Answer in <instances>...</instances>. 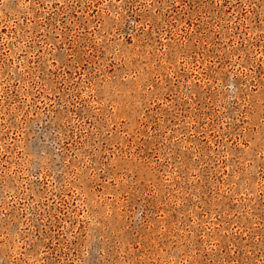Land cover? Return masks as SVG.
<instances>
[{
	"label": "rangeland",
	"instance_id": "rangeland-1",
	"mask_svg": "<svg viewBox=\"0 0 264 264\" xmlns=\"http://www.w3.org/2000/svg\"><path fill=\"white\" fill-rule=\"evenodd\" d=\"M0 264H264V0H0Z\"/></svg>",
	"mask_w": 264,
	"mask_h": 264
}]
</instances>
